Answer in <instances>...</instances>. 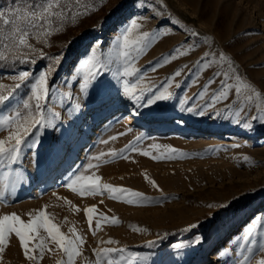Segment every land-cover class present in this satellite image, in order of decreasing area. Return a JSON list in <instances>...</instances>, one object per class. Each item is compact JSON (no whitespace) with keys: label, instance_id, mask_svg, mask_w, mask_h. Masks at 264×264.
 Listing matches in <instances>:
<instances>
[{"label":"rangeland","instance_id":"obj_1","mask_svg":"<svg viewBox=\"0 0 264 264\" xmlns=\"http://www.w3.org/2000/svg\"><path fill=\"white\" fill-rule=\"evenodd\" d=\"M138 3L139 0H95L97 11L82 18L77 26H69L63 34L51 38L53 46L45 51L49 56L59 55L61 62L53 74L58 94L50 99L47 106L54 112L61 113L66 126L67 106L77 101L85 105L75 120L74 134L63 139L66 145L60 155L63 157L61 163L70 153L68 150L77 143V150L71 157L72 169L60 184H56L54 179L42 190H38L39 184L29 186L33 171L46 167V161L50 164L52 155L45 150L61 134L59 129L47 130L44 148L39 149L40 155L35 157L39 163L32 161L31 154L26 151L21 167L26 170L29 179L15 191H5L4 198L0 201V215L15 212L27 221L29 213L34 214L47 205V212L53 215L54 222L60 225L61 231L68 233L69 228L75 226L85 237L82 256L76 258L75 264L94 261L92 250L98 247L99 240L107 241L109 238L119 243L100 246L123 247L128 252H134L140 258L138 264H235L231 252L238 243L243 242L247 226L259 231L260 228L255 223L257 219L264 225V125L255 123L251 130H245L227 120L215 118L214 114L199 117L181 112L178 99L185 93L192 96L199 90L196 86L189 88L186 81L183 88L170 89L175 91L176 98L161 101L158 107H134L132 102L118 95V89L122 91V87L113 78V73L119 68L114 40L130 19L151 15V10L145 11L137 6ZM149 3L155 4L158 0H149ZM165 3L168 6L165 18L170 13L182 25L198 31L201 39L204 35L213 39L214 50L229 52L240 72L264 91V0H165ZM12 5L13 0H0V11L6 12ZM141 23L140 31H151L157 25L162 29H173L172 35L155 44L136 63V67L150 69L160 56L167 55L184 41L185 34L178 26L163 23L160 17L141 20ZM97 42H102V60H112L113 63L108 69L101 71L102 79L90 89V96L85 100L79 94L77 80H82L81 65ZM207 50L204 45L194 55L175 60L155 73L149 72V78L160 83L175 69L184 64L191 65ZM76 59L78 65L75 64ZM50 62L39 60L35 65L15 64L9 69L0 68V83L11 87L15 82L10 77L18 71L38 73ZM206 78L203 77L201 83ZM27 91L28 89L21 88L6 106L0 107V113L6 114L25 97ZM68 92L73 93L72 99L67 98ZM116 105L119 106L118 109H110ZM136 109H139L138 115L151 125H154L155 116L161 114V118L157 120V130H153L154 127L143 129L134 123L125 125L122 119H117L118 110L136 112ZM107 110L111 116L102 119L100 114ZM129 127L132 129L131 133L110 141L107 145L101 143ZM182 128H193L196 133L182 134ZM212 130H220V135L207 136ZM6 134L0 132V138H4ZM140 134L144 138L137 147L161 159L154 160L151 155L146 157L131 153L135 162L117 157L113 162L102 164L99 169L94 170L95 174L101 176V183L128 188L150 197H169L166 203L142 207L125 203L123 196L120 200H114L105 193L81 198L67 189L65 181L68 176L78 166H86L87 157L101 151L119 153ZM153 143L164 147L153 149ZM169 146L178 151L173 155ZM164 156L172 158L164 159ZM244 157L249 159L245 160ZM146 176L155 180L160 190L153 188ZM0 190H3L2 186ZM57 196L71 200L81 211L75 212L64 200H58ZM92 205L97 206L99 213L117 217L120 223L117 226L104 223L102 229L95 236L92 235L83 212L85 207ZM191 224H196L197 227L183 231ZM129 225H137L147 231L135 232ZM164 233H167L166 238H160ZM217 235L220 236L219 240L216 239ZM196 237L202 238L201 244L194 243ZM212 239L213 244H210ZM150 241H155L151 247L148 246ZM177 245L181 247L177 248ZM216 245H223L222 252L227 250L229 254L210 256ZM62 258L59 253H46L38 262L28 261L23 255L18 238L13 235L0 264H58ZM260 258V255L255 256L252 264H256Z\"/></svg>","mask_w":264,"mask_h":264},{"label":"snow or ice","instance_id":"obj_2","mask_svg":"<svg viewBox=\"0 0 264 264\" xmlns=\"http://www.w3.org/2000/svg\"><path fill=\"white\" fill-rule=\"evenodd\" d=\"M137 6L145 11L151 10V15L130 19L124 30L114 40L119 68L113 73V78L122 87V91L118 89V95L132 102L134 107L136 105L147 108L158 107L159 102L176 98L175 91L170 89H181L186 81L189 88L196 86L199 90L192 96L185 93L178 99L181 112L199 117L214 114L215 118L227 120L245 130H251L255 123L264 125V91L240 72L234 57L229 52L214 50L213 39L207 35L201 39L198 31L182 25L170 13L165 18L168 8L165 0H158L155 4L149 3V0H139ZM97 10L95 0H13V5L6 12L0 11V63L11 66L8 63L9 60L12 65H35L39 60L51 61L38 73L27 70L18 71L10 77L11 81L15 82L11 87L0 83V107L6 106V103L21 88L28 89L25 97H22L6 114L0 113V132L7 133L4 138H0V169H6L0 171V186L3 189L0 190V201L3 200L5 191H15L17 187L27 183L29 178L26 170L21 167L26 151L31 154V160L38 164L39 160H35V157L40 155L38 150L44 148L47 130L59 129L61 132L60 136L55 137L53 143H50L45 150L54 158L59 157L64 150L61 141L74 134L75 120L78 119V114L83 111L85 105L77 101L67 106L66 126L65 121L61 119V113L54 112L47 106L50 99L58 94L53 74L58 70L57 66L61 62V57L49 56L45 49L53 46L50 42L51 38L57 34H63L69 26H77L78 21ZM157 17H160L163 23H171L173 27L178 26L185 34V39L167 55L160 56L152 63L150 69L136 67V63L147 54V51L172 35V28L162 29L159 25L151 31H140L141 20L147 21ZM204 45L208 50L204 51L191 65L184 64L175 69L160 83L149 78V72L155 73L159 68L170 65L175 60L194 55ZM103 56L102 42H97V45L89 50L81 65L82 80H77V83L79 94L85 100L90 96V89L102 79L101 71L108 69L113 63L112 60L107 62L102 60ZM205 76L207 78L201 83ZM73 79L76 77L73 76ZM72 97L73 93L68 92L67 98L72 99ZM136 114H139V109H136ZM131 132L132 129L129 127L117 135L110 136L107 140H102L101 143L107 145L110 141H116ZM143 138V134L138 135L119 153L101 151L99 154L87 157L86 166H78L68 176L65 186L81 198L107 193L114 200H120L123 196L124 202L129 205L148 207L166 203L169 197H150L128 188L101 183V176L95 174L94 170L99 169L102 164L113 162L117 157L135 162L131 153L146 157L151 155L154 160L161 159L137 147ZM239 146L234 145V147ZM162 147L164 146L155 143L151 145L153 149ZM169 150L173 155L178 151L171 146ZM163 158L171 159L172 157L164 156ZM244 159L249 158L244 157ZM88 172L92 174H86ZM13 173H15L14 178ZM145 178L153 188L160 190L155 180L147 176ZM53 195L56 194L53 193ZM57 199L64 200L66 205L73 208L75 212L81 211L79 207L72 204L71 200L60 196H57ZM208 206L212 207V205ZM47 207L45 205L34 214L29 213L27 221L15 212L0 215V262L13 235L18 238L23 255L28 261L38 262L46 253H59L63 258L58 264H75L76 258L82 256V247L86 243L85 237L75 226L70 227L68 233L61 231L60 225L54 222L53 215L47 212ZM83 212L89 231L94 236L98 230L102 229L104 223L112 226L120 223L115 216L109 217L99 213L95 205L85 207ZM255 223L260 230L247 226L246 234L242 237L243 242L238 243L231 252L235 264H252L257 255L261 258L256 261V264H264V225H261L258 219ZM129 227L135 232L147 231L146 228L142 229L137 225H129ZM196 227V224H191L183 231H190ZM166 236L167 233H164V236L160 238H166ZM118 243L113 238L107 241L99 240L98 247L92 250L95 260H87V264H138L140 258L134 252H128L123 247L100 246ZM154 243L155 241H150L148 246L151 247ZM194 243L201 244L202 238L196 237ZM227 254H229L227 250L219 253V255Z\"/></svg>","mask_w":264,"mask_h":264},{"label":"bare ground","instance_id":"obj_3","mask_svg":"<svg viewBox=\"0 0 264 264\" xmlns=\"http://www.w3.org/2000/svg\"><path fill=\"white\" fill-rule=\"evenodd\" d=\"M75 64L76 65L79 64L78 59H76ZM93 104H97V102H93ZM118 107L119 106L116 105L115 107H111L110 109L114 110L116 108L118 109ZM110 114L111 113L108 112V110H107L106 112L101 113L100 116H102L101 118L103 119V118L111 116ZM117 117H118L117 118L118 120L122 119L123 122L125 123V125L128 123L129 124L134 123L143 129H147V128L149 129V128L154 127L153 130H157V128H156L157 120L161 118V114L155 116L156 119L153 120L154 125H151L148 120L143 119L140 115L136 114V112H134V111L118 110ZM122 125H124V124H122ZM181 133L192 135V134L196 133V131L193 128H182ZM219 135H220V130H212L207 134V136H213V137H216ZM85 136L87 137V133H85ZM61 143L63 144V147L66 145L65 140H62ZM76 150H77V143H74L73 146L68 150L70 153L68 154V156H66L65 161L62 163H61V160L63 157H60L61 153H60L59 157L54 158L53 156H50L51 158L49 159V162H50L49 165H48V161H46V163L44 165L46 167H44L43 169H38V170L33 171L32 177L29 180V186H31L33 184L34 185L39 184L38 190H42L44 188H47L51 184V181L54 179H55L56 184L62 183L64 181V179L66 178V176L68 175V173L70 172V170L72 169L71 166H72L73 161H71V157L75 154ZM78 162H79V160H78ZM243 228H242V230H243ZM220 234L222 236V232ZM235 236H236V234H234V237ZM216 239L219 240L220 236L217 235ZM210 244H213V239L210 242ZM222 251H223V245H221V246L216 245V246H214L213 253L210 256H216L217 254L221 253Z\"/></svg>","mask_w":264,"mask_h":264},{"label":"trees","instance_id":"obj_4","mask_svg":"<svg viewBox=\"0 0 264 264\" xmlns=\"http://www.w3.org/2000/svg\"><path fill=\"white\" fill-rule=\"evenodd\" d=\"M8 63L10 64V60ZM10 65L13 66L12 64H10ZM11 66H6L4 63H0V68H3V69H9Z\"/></svg>","mask_w":264,"mask_h":264}]
</instances>
